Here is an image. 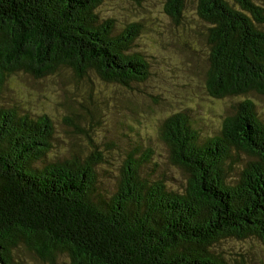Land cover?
<instances>
[{"label":"trees","instance_id":"trees-1","mask_svg":"<svg viewBox=\"0 0 264 264\" xmlns=\"http://www.w3.org/2000/svg\"><path fill=\"white\" fill-rule=\"evenodd\" d=\"M106 1L0 0V264H28L25 253L52 264H245L250 241L264 246V119L245 99L264 94V7L197 0L194 23L188 0H165L176 26L203 28L209 97L238 99L206 137L191 122L198 105L167 116V162L133 128L135 143L105 157L93 142L87 155L68 149L52 115L9 85L68 71L139 91L155 64L136 45L148 15L130 10L122 24ZM85 110L66 108L78 130L97 112ZM171 165L187 177L177 188Z\"/></svg>","mask_w":264,"mask_h":264},{"label":"rangeland","instance_id":"rangeland-1","mask_svg":"<svg viewBox=\"0 0 264 264\" xmlns=\"http://www.w3.org/2000/svg\"><path fill=\"white\" fill-rule=\"evenodd\" d=\"M256 1L264 7V0ZM187 2V15L197 23V0ZM165 4V0H108L102 8L103 13L114 14L122 24L132 22L128 20L136 16L131 12L125 17L130 10L148 15L146 31L136 45L137 50L150 55L155 64L150 79L139 91L105 85L95 75L89 81L87 78L78 80L68 71H60L43 80L20 75L12 78L9 85L18 92L24 107L52 115L58 136L68 149L80 147L81 153L87 155L93 150V142L105 157L107 147L118 152L121 143L125 146L135 143L134 133L129 131L133 128L144 141H149L145 144L156 151L159 161L169 162V150L159 139L162 121L167 116L198 105L191 122L206 137L219 127L220 115L228 113L226 110L230 106L233 108L238 99L214 102L209 97L204 80L209 68L206 60L209 48L199 35L203 28L200 24L179 28L164 13ZM245 99L254 102L257 114L264 119V94L254 92ZM68 107L82 117L86 116L87 108L97 109V112L93 117L88 113L91 121L78 122V130L71 122L74 118L66 113ZM174 168L180 172L174 173L177 180L172 183L177 188L182 184L181 179L186 182L187 177ZM243 257L245 264H264V246L250 241ZM24 258L28 264H52L36 253H25ZM55 264H68V260L59 257Z\"/></svg>","mask_w":264,"mask_h":264}]
</instances>
